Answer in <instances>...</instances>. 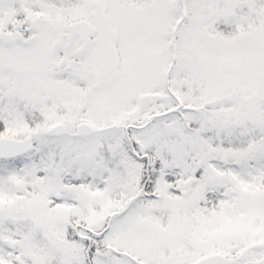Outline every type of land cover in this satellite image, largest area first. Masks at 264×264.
Masks as SVG:
<instances>
[{
  "label": "snow or ice",
  "instance_id": "1",
  "mask_svg": "<svg viewBox=\"0 0 264 264\" xmlns=\"http://www.w3.org/2000/svg\"><path fill=\"white\" fill-rule=\"evenodd\" d=\"M0 264H264V0H0Z\"/></svg>",
  "mask_w": 264,
  "mask_h": 264
}]
</instances>
